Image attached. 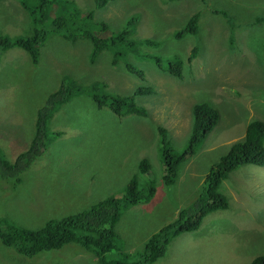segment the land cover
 I'll return each mask as SVG.
<instances>
[{
    "label": "rangeland",
    "instance_id": "1",
    "mask_svg": "<svg viewBox=\"0 0 264 264\" xmlns=\"http://www.w3.org/2000/svg\"><path fill=\"white\" fill-rule=\"evenodd\" d=\"M20 1L0 0V35L29 33V14ZM75 1L81 10L93 7L86 0ZM124 1L96 10L95 21L104 19L118 31L128 17L136 16L133 40H159V47L121 50L120 60H114L112 52L90 60L87 40L68 42L61 34H48L37 64L18 47L0 51V147L8 159L26 149L37 110L68 75L82 85L99 82L105 90L123 95L142 84L155 90V95L135 99L148 110L147 116L119 118L108 107L98 109L86 96L62 105L48 121V130L63 134L21 175L15 188L0 187V217L35 230L49 218L83 210L111 194L119 196L145 158L156 176V193L148 203L123 211L115 226L120 252L138 255L154 232L173 222L198 196L209 168L240 138L244 124L264 121V0ZM194 13L199 14L196 33L175 39L173 32ZM194 48L195 58L187 62ZM153 55L161 57L162 69L149 58ZM172 55L184 62L179 78L164 70ZM126 64L143 71V78L129 73ZM197 100L216 107L218 124L185 161L176 182L163 187L155 129L166 128L173 142L181 143L189 135L191 107ZM186 144L187 139L178 150ZM220 192L229 208L206 216L196 231L173 239L166 255L153 264H249L264 254V166L246 165L232 172ZM0 264L97 261L77 245L28 258L0 241Z\"/></svg>",
    "mask_w": 264,
    "mask_h": 264
},
{
    "label": "trees",
    "instance_id": "2",
    "mask_svg": "<svg viewBox=\"0 0 264 264\" xmlns=\"http://www.w3.org/2000/svg\"><path fill=\"white\" fill-rule=\"evenodd\" d=\"M113 1L86 0L84 2H89L91 6L93 3V7L81 10L75 0H61L58 3L56 0H37L36 3L21 0L22 7L29 14L31 29L26 36L10 38L0 35V51L18 47L26 52L33 64H37L39 47L45 43L48 34H61L68 42H75L77 38L87 40L90 44V60H94L103 52H112L114 60H120L121 50H134L137 46L159 47V40L136 36L141 40H133L138 23L136 16L128 17L118 31H113L108 21L102 18L98 22L95 21V11L105 9ZM213 12L227 16L223 10ZM198 20L199 14L194 13L172 36L179 40L194 35ZM138 51L143 54L149 52L142 48ZM196 52V48L192 49L187 62L195 58ZM149 58L162 69L161 57L153 55ZM167 61L164 70L173 77H181L184 62L176 55L170 56ZM125 68L129 73L143 78V71L130 64H126ZM105 86L99 82L82 85L71 75L63 78L37 110L34 133L26 149L17 153L13 159H8L0 147V187L9 185L15 188L21 182V175L48 151L55 138L63 134V131L55 129L49 131L48 121L62 105L73 98L86 96L98 109L108 107L119 118L126 114L148 115V110L138 105L135 99L155 95L152 86L139 85L127 95L109 92L105 90ZM191 116L189 135L181 143L173 142V136L169 135L166 128L159 126L155 129L162 161V165L158 164V167L163 187H170L176 182L185 161L194 155L196 148L217 126L220 117L216 107L203 100L195 101L191 107ZM186 139V146L178 150ZM246 165L264 166V121L252 119L244 124L240 138L231 143L225 153L209 168L198 196L179 210L173 222L154 232L145 242L142 252L136 253L138 255L120 252L115 226L123 211L141 203H148L156 193V176L145 158L140 160L137 165L138 173L127 180L119 196L111 194L83 210L49 218L35 230L21 227L6 217H0V241L28 258L41 252L77 245L93 253L97 264H153L166 255L173 239L181 234L196 231L206 216L229 208L227 197L220 192L221 184L232 172ZM113 252L114 257L108 258ZM249 264H264V254L256 256Z\"/></svg>",
    "mask_w": 264,
    "mask_h": 264
}]
</instances>
